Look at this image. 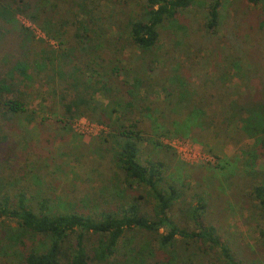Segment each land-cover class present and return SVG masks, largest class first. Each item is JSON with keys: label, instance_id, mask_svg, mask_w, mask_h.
<instances>
[{"label": "trees", "instance_id": "1", "mask_svg": "<svg viewBox=\"0 0 264 264\" xmlns=\"http://www.w3.org/2000/svg\"><path fill=\"white\" fill-rule=\"evenodd\" d=\"M195 1L0 0V149L18 145L15 128L29 114L24 89L39 83L40 109L58 125L70 127L84 116L105 128L99 142L111 154L107 179L115 178L108 197L66 194L64 200L39 198L44 189L33 181L0 179V219L15 223L0 227V264H243L230 236L204 218V203L180 208L187 183L179 172L167 173L165 162L149 153L140 162L143 142L170 146L152 138L165 125L181 135L206 129L220 140L252 139L233 162L246 181L232 194L238 199L244 191L264 218V54L235 27L222 51L212 40L215 73L200 75L194 66L200 50L190 57L176 40L185 35L179 13ZM205 1L204 29L214 34L225 0ZM261 8L245 28L264 29ZM18 15L45 39L35 41L34 29L18 23ZM164 42L170 47L162 52ZM234 73L235 87L228 83ZM156 88L165 91L163 105L151 97ZM233 163L218 168L233 169Z\"/></svg>", "mask_w": 264, "mask_h": 264}, {"label": "rangeland", "instance_id": "2", "mask_svg": "<svg viewBox=\"0 0 264 264\" xmlns=\"http://www.w3.org/2000/svg\"><path fill=\"white\" fill-rule=\"evenodd\" d=\"M263 4L264 1L261 5L254 6L249 5L246 0H225L220 9V24L213 34L204 29L206 1L196 0L188 9L179 13L178 21L185 28V35L176 39L179 50L186 48L190 56L195 53L196 48L199 49L194 66L200 75H213L216 68L210 52L212 54L216 50L212 49V40H217L215 45L222 51V41L229 40L231 29L239 27L245 38L256 43L257 48L264 54V29L254 28L252 24L250 28H245L246 20L252 14L257 15L256 11L263 9ZM235 10L238 12L235 13ZM17 21L34 29L35 41L45 39L43 33L25 16L18 15ZM46 41L53 46L56 44L54 40ZM168 47L169 42L166 45L165 42L161 44L162 52ZM253 58L258 62L261 55ZM199 74L192 76L194 82L199 81ZM209 79L210 77L207 81ZM237 79L238 76L234 73L228 83L235 87L234 82ZM38 85L39 83H31L24 89L29 114L20 121V128H15L14 134L17 135L14 138L19 141L18 145L10 150L4 144L0 149V179L7 180V174H10L12 180L19 178L20 183L33 181L36 189H44L43 193L37 195L39 198L59 195V200H64V196L68 194V198L87 195L91 199L94 193L108 197L112 192L108 183L115 178L107 179L114 171L111 154L106 151L104 144L102 146L99 142L105 128L84 116L76 117L70 127H61L53 121L54 116L49 114L47 109H40L44 102L38 95L42 86L38 88ZM151 97L159 105L166 103V94L161 88H156ZM179 118L177 116V119ZM141 127L147 133L151 129L147 122H143ZM161 129H164V132L152 135V138L170 144L174 150L170 146L173 151L167 146L156 147L150 141H145L141 146L140 162L144 163L143 158L149 153L165 162L167 173L179 172L180 180L187 183L185 198L180 203V208L184 211L188 205L187 201L204 203V218L213 220L220 227L223 237L230 236V243L243 264H264V236L261 235L264 218L250 206V199L246 201L244 191L239 192L242 197L238 199L232 194V191L242 188L241 184L246 181V174L240 170L238 163L235 166L233 162L244 156L243 150L249 149L253 140H220L206 129H193L187 135L168 131L166 125ZM159 131L160 129L157 130ZM226 161L233 163V169L218 168V165ZM258 161L261 162L262 159ZM261 166L258 164L254 170H261ZM255 171H250L248 177L254 176ZM252 203L254 205V202ZM178 212L179 210L176 213L180 215ZM186 215L188 217V214L182 212L180 217L184 219ZM5 223L15 225L7 219H0V227Z\"/></svg>", "mask_w": 264, "mask_h": 264}, {"label": "built area", "instance_id": "3", "mask_svg": "<svg viewBox=\"0 0 264 264\" xmlns=\"http://www.w3.org/2000/svg\"><path fill=\"white\" fill-rule=\"evenodd\" d=\"M177 140H179V139H177ZM166 144H168V143H166ZM168 145H170V144H168ZM171 146V145H170ZM172 147V146H171Z\"/></svg>", "mask_w": 264, "mask_h": 264}]
</instances>
